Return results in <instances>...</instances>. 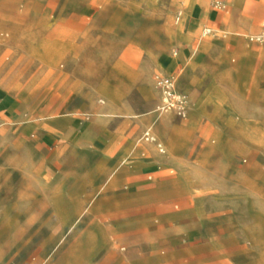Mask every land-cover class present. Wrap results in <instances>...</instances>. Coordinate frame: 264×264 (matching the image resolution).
I'll return each mask as SVG.
<instances>
[{"label":"rangeland","instance_id":"374dc122","mask_svg":"<svg viewBox=\"0 0 264 264\" xmlns=\"http://www.w3.org/2000/svg\"><path fill=\"white\" fill-rule=\"evenodd\" d=\"M208 1L225 23L208 33L201 27L190 57L209 42L196 76L234 84L231 65L244 49L251 72L243 110L253 115L264 88L256 70L264 65V0ZM104 8L94 0H0V264H88L82 248L91 235L92 264H264V137L225 138L228 117L209 108L194 118L188 92L185 115L162 108L158 77L171 75L177 85L195 57L152 75L134 58L118 95L106 91L112 104L69 84L85 64L76 42L56 41L55 26L97 19ZM171 8H180L182 24L183 5ZM31 52L50 69L33 63ZM117 55L100 61L112 70ZM225 102L228 112L237 94ZM260 109L264 116V100ZM147 131L163 145L148 141Z\"/></svg>","mask_w":264,"mask_h":264},{"label":"crops","instance_id":"0c3cea01","mask_svg":"<svg viewBox=\"0 0 264 264\" xmlns=\"http://www.w3.org/2000/svg\"><path fill=\"white\" fill-rule=\"evenodd\" d=\"M220 1L227 5L239 7L243 0ZM249 1L255 3V0ZM94 2L99 3L101 7H106L101 9L99 18L75 22L61 19L55 26L54 32L60 35V39L56 41L60 42L65 48L76 42V50L83 57V63L82 61L81 63L85 64L84 67L76 69L79 76L68 81L69 84L76 88L80 87L82 90H90L91 95L94 97L104 94L112 104L115 103L116 99H112L106 91L116 94L120 91L122 88L120 87L121 83L124 82L120 74L129 73L127 64L134 58L141 56V59L145 61L141 72L152 75L164 67L166 70L174 71L181 61L195 57V60L187 65L186 71L177 78L178 90L190 94L193 102L194 118L203 117V114L209 108L212 109L213 113L223 111L228 120L224 129L220 132L225 138L233 137V133L241 137H264V116H259L261 100H264V88L259 89L256 97L257 103H255V107H258L257 111L250 115L246 110H243V107L249 105L243 100L248 86L249 78L247 75L251 72L246 56L249 54L248 52L244 51V49L239 51V61L235 66L231 65L232 72L235 71L238 75L234 84L224 85L221 77L216 75H210V77L205 75L203 79L196 76L197 68L200 64L203 65L202 59L206 57V52L203 50L209 42L201 40L198 50L194 51L196 54L190 57L193 53L192 44L197 39L201 27L204 24L207 27L212 24L225 23V17L214 11L210 7L208 0H124L122 3L111 2V4L106 6L104 5V0H94ZM178 3L182 4L184 9L182 24H179L181 18L177 19L180 8H177L175 12L174 8H171ZM113 4L116 8L111 10L110 5ZM84 10H88V7L85 6L84 9L82 7L78 9L82 13ZM174 13L175 23L173 22ZM206 29L212 30L210 27ZM204 35L206 34L204 33ZM42 41L47 43L48 46L52 42L51 36H46ZM89 49L93 53L92 55H88ZM173 49H176L174 53ZM112 53H117L120 61L114 64V68L111 70L108 67H104L103 61L100 60L109 57ZM224 57L229 58L230 55L224 54ZM66 58L68 59L67 55ZM29 59L33 63L38 62L44 68L50 69V66L43 65L39 59L35 58L32 52ZM88 59H92V61L87 62ZM121 60L123 61L121 62ZM202 69L205 70L206 67L204 66ZM115 70H117V73ZM256 70L258 74L264 75V65ZM66 81L62 80L61 83ZM20 82L22 81H13L10 85L14 86ZM5 89L3 84L0 83V95L3 94ZM231 91L237 94L239 104L230 105L232 109L227 112L224 105ZM146 94L153 96L151 89L146 90ZM94 105L97 107L96 104ZM203 107L204 109H202ZM66 120L64 119V121ZM233 124H240V129L235 132L231 130L230 128ZM240 133L242 134L240 135ZM157 140L159 142L158 138ZM153 144L156 143L154 142ZM155 162L161 169L169 166V164L165 163L164 158H156ZM180 178L182 176H179L178 180ZM95 238L96 235H91L87 248H82V251H89L86 260L88 264H92L94 260L95 248L93 242ZM32 264H35V262L33 261Z\"/></svg>","mask_w":264,"mask_h":264},{"label":"built area","instance_id":"2783aa9c","mask_svg":"<svg viewBox=\"0 0 264 264\" xmlns=\"http://www.w3.org/2000/svg\"><path fill=\"white\" fill-rule=\"evenodd\" d=\"M211 2L215 6L221 5V2L218 0H211ZM180 16H181V12L178 13L177 19H179ZM210 31H211L210 29H206V33ZM157 84L163 94L164 105L162 106V108L163 109L167 108V110L176 108L178 109L179 114L185 115V110H186L188 100L185 95L177 97L175 87H174V78L172 76L158 77ZM145 136L148 141H151V142L157 141L156 137L150 131H147ZM159 147L161 146L159 145ZM163 150L164 149L161 148V151Z\"/></svg>","mask_w":264,"mask_h":264},{"label":"bare ground","instance_id":"6f19581e","mask_svg":"<svg viewBox=\"0 0 264 264\" xmlns=\"http://www.w3.org/2000/svg\"><path fill=\"white\" fill-rule=\"evenodd\" d=\"M174 87H175V91H176V95H177V97H180V96L185 95V92H181V91L178 90L176 84L174 85ZM171 111H172V110H171ZM156 140H157V138H156ZM153 143H154V142H153ZM155 143H156V144H159L160 146L163 145L162 143L158 142V140H157ZM159 145H158V146H159ZM160 150H161V149H160Z\"/></svg>","mask_w":264,"mask_h":264}]
</instances>
